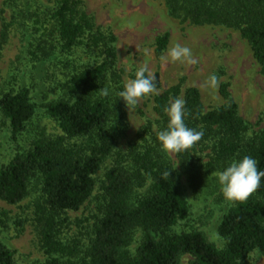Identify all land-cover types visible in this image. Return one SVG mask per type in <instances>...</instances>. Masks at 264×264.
<instances>
[{
    "label": "trees",
    "instance_id": "16d2710c",
    "mask_svg": "<svg viewBox=\"0 0 264 264\" xmlns=\"http://www.w3.org/2000/svg\"><path fill=\"white\" fill-rule=\"evenodd\" d=\"M26 1L3 0V4L25 20V13L35 18L34 24L40 25L42 36L56 35L61 53L71 56L75 50L83 49L90 60L73 71L63 96L42 107L61 134L33 141L26 152L15 151L0 166V200L16 205L27 198L32 187L39 193L33 203V221L44 259L35 264H179L180 256L185 254L192 257L189 264H237L255 250L264 251V179L246 202L233 203L223 215L218 226V234L226 241L223 249L210 244L200 232H171L189 214L173 164L160 151L157 140V133L167 126L165 108L171 100L183 98L185 124L204 132L201 141L176 153L181 168L189 169L190 157L197 156L208 145L209 161L201 167L192 166L191 171L204 167L222 170L245 155L256 159L258 168L264 170V129L245 138L249 125L239 115L227 85L219 88L226 102L209 111H204L196 88L188 87L182 92L181 81L155 95L156 119L143 127L138 144L124 154H117L115 144L123 102L118 93L123 90V79L116 68L115 36L94 25L81 0H54L52 7H44L42 17L39 12L22 11L27 7H22ZM164 3L169 15L182 22L238 29L264 77V0H164ZM12 23L3 22L0 47L7 42ZM167 43V34L158 37L155 53L160 54ZM35 47V51H29L33 58H38V51L45 54L40 43ZM134 76L131 74L130 79ZM156 82L158 87L157 79ZM103 89H107V95ZM37 109L30 88L23 82L1 94L0 114L15 148ZM114 156L116 159L101 181L100 215L88 245L82 250L78 241L62 239L68 221L65 214L78 211L90 199L96 175ZM192 177L193 183L198 180L196 174ZM147 182L146 192L136 196L135 189L143 188ZM18 224L22 227L21 222ZM136 229L141 230L143 237L134 253H130L127 248ZM15 256L16 251L0 241V264H19Z\"/></svg>",
    "mask_w": 264,
    "mask_h": 264
},
{
    "label": "rangeland",
    "instance_id": "374dc122",
    "mask_svg": "<svg viewBox=\"0 0 264 264\" xmlns=\"http://www.w3.org/2000/svg\"><path fill=\"white\" fill-rule=\"evenodd\" d=\"M85 13L92 18L96 27L115 36L116 68L122 72L123 85L135 74L138 67L147 64L158 81L159 94L169 87L182 82V92L188 87L196 88L201 97L204 111L223 105L226 100L219 94L222 84L227 85L230 98L236 103L239 115L248 123L246 139L264 129V77L253 58L248 43L238 29L220 25L190 24L169 15L164 0H81ZM54 0H27L25 9L31 13L46 12L45 6L52 7ZM21 7V8H22ZM26 20L17 12L4 6L0 0V32L3 22H13L9 28L7 42L0 47V96L20 82L26 84L37 112L28 123L26 131L19 137L17 148L12 143L8 127L0 114V166L6 164L15 151L26 152L33 141L39 138H54L60 135L56 123L47 117L43 105L56 100L66 93L65 84L74 70L82 68L90 61L83 49H77L71 56L61 53L56 45V35L45 33L35 18L25 13ZM40 17V18H41ZM35 29H39L35 31ZM168 35L166 48L155 53L156 39ZM42 41V42H41ZM46 42V44H45ZM45 47V54L38 51L37 59L29 51L35 45ZM187 46L192 50L195 64L169 63L162 66L160 57L174 44ZM31 44L33 47H31ZM53 45V48L51 47ZM216 76V84H209V77ZM151 94L142 98L134 106L122 102L119 136L115 153L124 154L140 142L143 127L156 119L153 112ZM122 101V100H121ZM210 145V144H209ZM206 145L200 153L190 157L192 166H204L211 155ZM173 164L181 194L188 204V217L171 230L172 233L200 232L205 239L218 249H223L226 241L218 234V226L223 215L233 205L226 201L214 173L222 170L199 168L194 172L181 168L176 153L167 155ZM116 157L109 158L96 175L95 190L90 199L78 210L68 211L66 227L62 231L65 242L78 241L82 250L88 245L93 225L100 215L102 205L101 181ZM198 179L192 182V176ZM136 188L135 195L146 192ZM39 193L31 188L29 195L16 205L0 200V241L16 251L19 264H35L44 259L40 248L38 230L33 221L34 201ZM264 202V200H263ZM21 222L22 227L18 224ZM143 234L136 229L127 250L134 253L142 241ZM192 257L180 256L179 264H189ZM237 264H264V251L255 250Z\"/></svg>",
    "mask_w": 264,
    "mask_h": 264
},
{
    "label": "clouds",
    "instance_id": "9594fccd",
    "mask_svg": "<svg viewBox=\"0 0 264 264\" xmlns=\"http://www.w3.org/2000/svg\"><path fill=\"white\" fill-rule=\"evenodd\" d=\"M162 66L169 63H190L197 61L193 57L192 50L187 46L174 44L166 53L161 55ZM216 76L209 77V84L215 85ZM103 94L107 95V89H103ZM151 94H159L156 76L150 71L147 64L138 67L134 78L128 79L123 90L118 93L125 105L134 106L140 99ZM186 101L177 97L171 100L165 108L168 118L167 126L157 133L159 149L165 155L181 153L190 149L194 144L201 141L204 136L203 130L189 128L184 122ZM220 185L223 198L231 203L246 202L260 187L264 179V170L258 168V161L249 155L232 160L222 171L214 173ZM167 178L169 172L165 173Z\"/></svg>",
    "mask_w": 264,
    "mask_h": 264
}]
</instances>
